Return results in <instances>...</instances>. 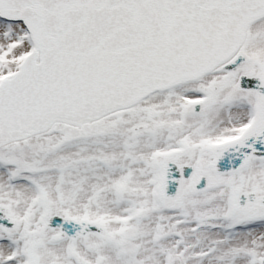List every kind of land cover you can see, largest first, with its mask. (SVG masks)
<instances>
[{
    "label": "snow or ice",
    "instance_id": "snow-or-ice-1",
    "mask_svg": "<svg viewBox=\"0 0 264 264\" xmlns=\"http://www.w3.org/2000/svg\"><path fill=\"white\" fill-rule=\"evenodd\" d=\"M0 264H264V0H0Z\"/></svg>",
    "mask_w": 264,
    "mask_h": 264
}]
</instances>
